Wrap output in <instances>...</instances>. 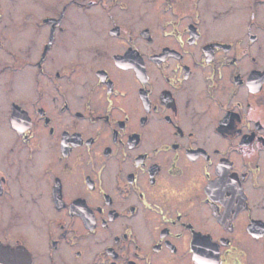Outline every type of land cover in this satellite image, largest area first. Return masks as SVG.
I'll use <instances>...</instances> for the list:
<instances>
[{
  "label": "flooded vegetation",
  "instance_id": "1",
  "mask_svg": "<svg viewBox=\"0 0 264 264\" xmlns=\"http://www.w3.org/2000/svg\"><path fill=\"white\" fill-rule=\"evenodd\" d=\"M0 264H264V0H0Z\"/></svg>",
  "mask_w": 264,
  "mask_h": 264
},
{
  "label": "water",
  "instance_id": "2",
  "mask_svg": "<svg viewBox=\"0 0 264 264\" xmlns=\"http://www.w3.org/2000/svg\"><path fill=\"white\" fill-rule=\"evenodd\" d=\"M25 261H27V260L25 259Z\"/></svg>",
  "mask_w": 264,
  "mask_h": 264
}]
</instances>
